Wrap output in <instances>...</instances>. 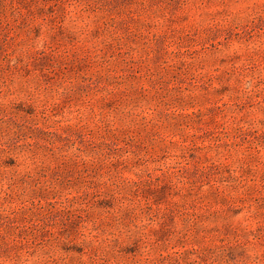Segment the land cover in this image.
<instances>
[{
	"label": "rangeland",
	"instance_id": "obj_1",
	"mask_svg": "<svg viewBox=\"0 0 264 264\" xmlns=\"http://www.w3.org/2000/svg\"><path fill=\"white\" fill-rule=\"evenodd\" d=\"M0 264H264V0H0Z\"/></svg>",
	"mask_w": 264,
	"mask_h": 264
}]
</instances>
